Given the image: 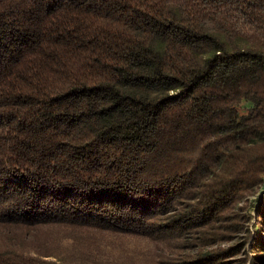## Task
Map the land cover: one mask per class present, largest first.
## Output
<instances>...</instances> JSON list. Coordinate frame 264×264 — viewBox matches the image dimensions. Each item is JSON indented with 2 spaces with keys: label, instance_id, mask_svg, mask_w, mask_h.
I'll return each instance as SVG.
<instances>
[{
  "label": "trees",
  "instance_id": "obj_1",
  "mask_svg": "<svg viewBox=\"0 0 264 264\" xmlns=\"http://www.w3.org/2000/svg\"><path fill=\"white\" fill-rule=\"evenodd\" d=\"M258 187L264 0H0V264H118L25 247L43 226L169 241Z\"/></svg>",
  "mask_w": 264,
  "mask_h": 264
},
{
  "label": "rangeland",
  "instance_id": "obj_2",
  "mask_svg": "<svg viewBox=\"0 0 264 264\" xmlns=\"http://www.w3.org/2000/svg\"><path fill=\"white\" fill-rule=\"evenodd\" d=\"M192 202L184 200L182 204L174 203L172 208L164 210L169 216L177 217L179 210ZM264 202V187L246 193L219 209L208 222H198L193 215L184 217V226L167 232L168 240L153 241L143 236L131 234L76 231L64 228L43 226L36 237L29 234L25 248L43 250V245L53 256L61 257L72 252H84L101 259L118 264H174L187 260L186 255L198 251H226L225 258L213 264H264L263 247L256 251V238L264 241V222L258 214ZM165 219V218H164ZM182 225V222H181ZM0 232V246L12 242L18 243L12 235ZM168 242V243H167ZM254 244V245H253ZM237 246L238 253H229V249ZM228 250V251H227Z\"/></svg>",
  "mask_w": 264,
  "mask_h": 264
}]
</instances>
